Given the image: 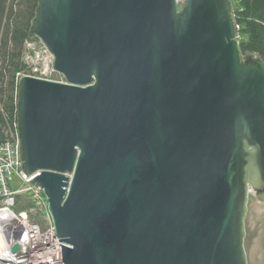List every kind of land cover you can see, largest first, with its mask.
I'll return each mask as SVG.
<instances>
[{
	"label": "water",
	"instance_id": "95a60500",
	"mask_svg": "<svg viewBox=\"0 0 264 264\" xmlns=\"http://www.w3.org/2000/svg\"><path fill=\"white\" fill-rule=\"evenodd\" d=\"M30 34L64 79L18 89L63 264H248L264 62L243 56L231 0H39Z\"/></svg>",
	"mask_w": 264,
	"mask_h": 264
},
{
	"label": "built area",
	"instance_id": "2783aa9c",
	"mask_svg": "<svg viewBox=\"0 0 264 264\" xmlns=\"http://www.w3.org/2000/svg\"><path fill=\"white\" fill-rule=\"evenodd\" d=\"M29 46L34 50L26 56L32 76L55 80L47 48ZM43 52L50 57L43 62L46 66L41 65ZM39 173L23 170L19 137L0 143V264H63L62 245L68 244L59 240L44 191L30 181Z\"/></svg>",
	"mask_w": 264,
	"mask_h": 264
},
{
	"label": "trees",
	"instance_id": "16d2710c",
	"mask_svg": "<svg viewBox=\"0 0 264 264\" xmlns=\"http://www.w3.org/2000/svg\"><path fill=\"white\" fill-rule=\"evenodd\" d=\"M39 0H0V143L18 138V89L34 75L27 54L40 39L30 34ZM243 56L264 62V0H231ZM43 47V45H37ZM54 79V78H52Z\"/></svg>",
	"mask_w": 264,
	"mask_h": 264
},
{
	"label": "rangeland",
	"instance_id": "374dc122",
	"mask_svg": "<svg viewBox=\"0 0 264 264\" xmlns=\"http://www.w3.org/2000/svg\"><path fill=\"white\" fill-rule=\"evenodd\" d=\"M40 43L44 45L41 40ZM41 44L37 43L35 46L41 49V47L37 46ZM41 58V65H45L43 62L50 58L49 53L43 52ZM52 77L55 80L64 81L62 75L58 73L53 74ZM14 187L15 185H13ZM245 228V249L248 264H264V199H259L254 190H251L249 194Z\"/></svg>",
	"mask_w": 264,
	"mask_h": 264
}]
</instances>
